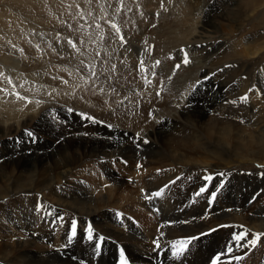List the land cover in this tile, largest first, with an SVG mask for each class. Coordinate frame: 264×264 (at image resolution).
I'll list each match as a JSON object with an SVG mask.
<instances>
[{
  "label": "bare ground",
  "instance_id": "1",
  "mask_svg": "<svg viewBox=\"0 0 264 264\" xmlns=\"http://www.w3.org/2000/svg\"><path fill=\"white\" fill-rule=\"evenodd\" d=\"M240 3L228 8L233 24L249 22L261 7L257 0ZM159 4L139 2L144 8H134V23L88 25L90 37L77 43L87 52L84 66L64 48L71 67L81 68L92 84L81 85L83 77L68 73L70 83L59 88L69 110L39 121L36 147L25 144L15 153L11 144L2 151L0 264H120L121 252L127 264H212L217 257L236 264L247 250L257 257L247 264H264V193L249 203V187L264 183V63L250 69L235 62L240 54L252 60L264 54V30L226 45L211 40L214 27L204 22L188 42L201 54L193 65L184 62L188 50L162 49L167 31L144 21ZM89 62L92 69L112 67L123 79L94 73L85 68ZM190 76L191 94L173 106L174 90ZM149 86L158 93H149ZM69 94L85 103L72 102ZM124 129L143 131L144 138ZM182 241H188L184 251L173 256L181 246L173 244Z\"/></svg>",
  "mask_w": 264,
  "mask_h": 264
},
{
  "label": "rangeland",
  "instance_id": "2",
  "mask_svg": "<svg viewBox=\"0 0 264 264\" xmlns=\"http://www.w3.org/2000/svg\"><path fill=\"white\" fill-rule=\"evenodd\" d=\"M135 1L136 0H0V160L2 159V151L8 150L11 144L15 153H20L25 144L36 147L37 140L34 132L40 124L39 121L57 117L61 110H69L66 106H70V103L64 102L62 97H65V94L59 88L70 83L68 73H77L76 75L80 77V79L83 77L82 79L84 80H80L81 85L92 84L89 75L88 78H85L84 74H80L81 68L78 67L76 69L75 67L74 69L71 67L70 61L72 58L68 56L66 49L68 52H74L76 54V59L82 62V65H85L83 62L85 59L82 55L87 54V52L84 46L78 49L77 43H79V41L83 43L88 36L90 37L91 33L87 34L85 30L88 28V25H91V23L98 25L134 23V8H144L139 5V2L142 0H137L136 3H134ZM240 2H242V0H160L159 6L155 7L158 9L150 12L148 17L144 18V21L154 29L158 28L161 32L167 31V35L159 40L161 44L160 47H163L162 49L174 47L169 50L172 52L179 49L188 50V52L184 54V57H186L187 63L194 65L202 61L201 54L193 52V50L189 48L190 44H188V42L193 40L195 29L197 31L207 21H210V26L214 27L212 29L215 31V34L211 37L213 39H210L220 44L230 45L234 39H239L246 35V38H248L251 33L254 34L258 32V36L262 35V31L264 30V0H257V5L261 7H259V9L256 7L257 9L249 22H240L241 24L237 22L233 24L228 20V14L232 13L228 8L237 7L239 4L241 6ZM99 16L102 18H99ZM164 17L165 20H162ZM9 23H11V29L7 28ZM248 23L251 24L248 25ZM3 24L7 29L2 27L4 26ZM229 27L230 30H228ZM237 27L240 30L237 31ZM223 28L227 29L224 30ZM21 29L23 33L21 34V40L18 41ZM249 29H251V31ZM233 30L237 32L234 31L235 33H233ZM4 31L6 32L7 39L4 38V34H1ZM12 33H14V35ZM69 41H71V43H69ZM16 44L19 47L17 50L14 49ZM64 48L66 49L64 50ZM57 50L61 53H58ZM156 52L158 51H154L153 53ZM167 55H169V53ZM162 56L163 55H160V57ZM178 59H180L179 62L181 63L182 57H178ZM260 61L264 63V54L261 55L259 59L255 60L248 59L243 54H240L238 59H235V62L239 64L238 68L242 66L250 69L255 68V65L260 63ZM152 62L153 61H151V63ZM86 65L88 67L85 68L92 69L95 63L89 62L88 64L86 63ZM135 65L136 72H142L140 71L142 69L141 66H138L136 63ZM181 66H183L182 63L180 67ZM85 71L90 73L91 70L85 69ZM113 71V68L109 66L103 68V70L92 69V72H101L102 75L108 76V78L111 79H123H121L120 76L119 78L116 77ZM151 80H153V75H150L149 79H147L148 84ZM55 81L58 82L57 84H60V86L55 85ZM192 81V76H190V81H182V86L180 84L181 89L183 87L182 90H174V95L176 96L179 94V96H174L175 99L171 103L173 106L183 103L185 101L184 98L191 94L192 87L195 85ZM188 83H193L191 88ZM153 85L154 84H152V87ZM149 87L145 88L149 93H158L157 91L155 92L152 87ZM106 88L109 91H113V88H110V86ZM77 89L79 88L77 87L76 90ZM17 94L22 98L18 99ZM72 96L69 94L66 98L69 97L72 102L77 99L79 102L85 103L84 100L82 101V99L73 98ZM99 99L104 107H108V104L104 102V98L100 97ZM177 101L179 104H177ZM90 103L94 104V102L91 101ZM92 108L97 111L100 107L93 106ZM76 109H78L77 106ZM71 114H76L79 118L87 117L85 114L75 111L71 112ZM92 116L97 120L99 119L97 115L92 114ZM98 121L104 123L106 126H109L110 123L108 120L101 121L99 119ZM121 131L124 135L134 134L136 137L140 136L141 139L144 138L143 131L140 130L132 131L131 129H124ZM28 132H31L32 135L29 136L27 134ZM119 163L122 164L120 161ZM122 166L125 168V165ZM253 167L255 166H245L244 170L250 171ZM113 170L117 176L124 177L117 166L114 165ZM129 180L128 178L127 183L130 184L131 181ZM262 192L264 193V183L257 186H250L249 203H251L253 199L259 197ZM262 199L264 200V195ZM218 211L220 210H217L216 216ZM246 235H248V233ZM206 242L207 240L204 242V245H209L211 243L210 241ZM240 249L244 252L248 249V246H244ZM262 250L264 253V247ZM251 255L252 251L247 250L246 253L244 252V254L240 256L241 259H236V264H247L249 261L257 259V257H251ZM224 260L225 258L219 259L217 264L228 263L231 261V257H228L225 262Z\"/></svg>",
  "mask_w": 264,
  "mask_h": 264
},
{
  "label": "snow or ice",
  "instance_id": "3",
  "mask_svg": "<svg viewBox=\"0 0 264 264\" xmlns=\"http://www.w3.org/2000/svg\"><path fill=\"white\" fill-rule=\"evenodd\" d=\"M113 27H115V25H113ZM69 43H71V41H69ZM73 46H74V45H73ZM184 62L187 63V62H188L187 59H185ZM17 98L19 99V98H22V97H19V94H17ZM27 134H28L29 136L32 135L31 132H28ZM203 191H204V189L202 188V189H201V192H203ZM198 194H199V193H198ZM153 195L159 196L160 193L157 192V193H154ZM214 195H215V193H213V196H214ZM72 234H73V236L75 235V221H73V233H72ZM259 235H260V234H257V238H259ZM71 239H72V237H69V242H71ZM88 239H89V240L92 239V235H91V230H90V229H89ZM100 239L103 240L104 238L101 237ZM192 239H195V237H193ZM236 239H241V237L237 236ZM187 243H188V241L175 242V243L173 244V248H174V249L176 248V245H177V244H180L181 246H180V248H179L178 251H173V253H172L173 256L180 255V254L184 251V249H185ZM251 243L254 245V244L256 243V240H255V239L252 240ZM156 246L159 247L158 244H157ZM99 247H100V245H99V244H96V248L99 249ZM229 251H231V249H229ZM218 259H219V257L215 258V259L212 261V264H217ZM235 259H241V257H236ZM120 264H127V262H126L125 259H124V253H123V252H121V254H120Z\"/></svg>",
  "mask_w": 264,
  "mask_h": 264
}]
</instances>
